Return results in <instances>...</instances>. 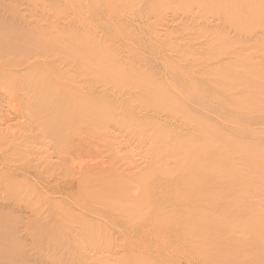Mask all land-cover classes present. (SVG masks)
Here are the masks:
<instances>
[{
  "label": "bare ground",
  "instance_id": "bare-ground-1",
  "mask_svg": "<svg viewBox=\"0 0 264 264\" xmlns=\"http://www.w3.org/2000/svg\"><path fill=\"white\" fill-rule=\"evenodd\" d=\"M123 1L134 5L133 0ZM171 1L182 2L187 13L192 14L187 17L195 25L192 33H189L192 42L185 49L188 53H184L181 46L171 50L159 47L155 51L167 60L163 65L166 76L160 79L150 74L147 62L139 57L140 49H143L141 40L126 38L123 32L118 35L106 27V32L102 31L100 35L92 33L99 34L98 31L89 33L93 15L103 9L102 12L107 11L104 13V26L111 28V23L117 22L120 27L127 29V22L120 20L123 10L110 0H53L43 5V8L51 12L53 19L45 22L46 25L37 23L31 27L35 29L34 34L1 31L0 77L4 78V83L1 80L0 97H7L15 114L24 120L8 122L10 124L0 122V144L7 145L0 152V166L5 164L0 168V192L7 191L4 197H0V225L13 227L17 223L16 217L14 221L10 216L17 213L13 211L16 204L11 202V195L20 186L24 190L35 187L41 196L46 197L44 206L39 204L37 207L36 203L25 207V211L30 213L27 214L29 217L26 223L59 226L57 231L54 230L57 233L51 241L56 245L74 244V249L66 250L76 255L79 254V226L114 225L119 229L132 226L135 231L134 234H123L127 244L121 264H174L171 259L162 261L158 258L156 261L143 258L141 255L146 253L143 252L146 249L141 250L139 245L166 239L172 243L177 237V244L184 246L185 250L192 243L199 242L201 248L205 246L202 250L200 248L202 253L199 256L205 260L201 261L209 264H264L255 260L256 256L260 258L264 254V189L246 198L245 192L252 193L254 183L248 185L233 182V178L239 175L260 178L252 176L247 165L244 168L238 167L234 160L241 158L245 164H252L256 157L264 156L262 150L257 155L247 150L249 146L240 140L244 138L240 133L246 132L247 128L237 125L241 117L248 115L253 99L262 106L264 99L252 95L241 99L240 95L245 93L240 87V80L227 70L219 71L226 73L229 80L220 78L215 82L217 78L210 80L208 77L200 83L204 87L200 88L199 84L193 93L187 92L176 87L174 80L193 83L190 70L183 73L169 62L181 59V66L189 62L190 69L204 64L206 72H213L206 70L208 66L217 65L221 68L225 60H230L229 53L219 54L215 46L220 43V39L226 42V34L248 37L259 32L258 39H263L264 4L261 3L264 0ZM162 3L159 1L156 6L154 4V7H150V10H155L157 18L166 15L167 8ZM141 7L142 4L140 10ZM169 8L174 9L171 5ZM195 11L204 15L205 11H210L215 15L217 30L209 31L211 23L207 21H203L201 26L196 24L198 18L194 15ZM77 19H83L82 29L81 25L77 26ZM157 23L164 27L162 20H157ZM162 29L172 34L170 26ZM189 29L191 27L187 31ZM206 36L213 38L208 39ZM108 39L114 44L108 42ZM115 42L123 48L119 49ZM219 49L226 52L223 47ZM22 51L30 54H22ZM199 56L200 62L197 58ZM25 84L29 88H25ZM43 84L47 87L40 86ZM193 97L211 100L213 108L195 109L191 101ZM186 110L189 113H185ZM5 112L0 108V120L4 122L7 115ZM222 113L229 123L220 124L218 119L212 118ZM9 115L7 119L12 116L8 118ZM41 120L46 124L45 129L52 133L50 141L38 142L33 146L20 143L13 148L25 136H34L35 125L39 122L40 129ZM100 126L103 130H122L125 140L107 132L106 135H97L98 139H91L80 132L82 129L95 130ZM254 138H248L249 142L259 143ZM77 140L80 145L93 147L107 143L117 158L123 156L119 154V143L125 141L127 145L122 148L126 151L124 157L134 153L138 158L134 163L125 161L119 167H115L116 161L111 162L113 167H105L104 162L110 163L107 161L86 168L81 163L70 165L69 160L55 147L76 143ZM135 142L140 143L137 149ZM114 144L116 146L112 147ZM238 152L242 155L234 158ZM77 172L82 175L77 177ZM261 172L264 177V169ZM150 177L155 183L145 182ZM13 178L23 184L9 189L5 185ZM210 178L215 181L208 182ZM30 179H34V183ZM131 180L136 181L135 193L128 187V181ZM157 183L159 191L153 195ZM127 190L132 193L130 196L126 194ZM209 192L212 195L206 196ZM6 210L10 214H6ZM24 214L20 213L25 217ZM217 225H227L228 228L213 230ZM238 225L245 228L244 232L236 231ZM85 228L82 234L89 232V228ZM9 229L7 227L6 230ZM8 235L6 237L9 239ZM133 236L139 240L141 236L144 243L132 240ZM16 239L12 240L11 237L12 241ZM228 239L243 240L252 254H248L244 246L228 242ZM208 245L216 247L207 248ZM146 251L159 252L157 246H150ZM20 253V257L16 255L19 259L10 256L13 257V263L14 258L20 261L19 264L24 261L21 257L25 256ZM208 258L216 261H209ZM11 260L7 258L4 263H12Z\"/></svg>",
  "mask_w": 264,
  "mask_h": 264
},
{
  "label": "rangeland",
  "instance_id": "rangeland-1",
  "mask_svg": "<svg viewBox=\"0 0 264 264\" xmlns=\"http://www.w3.org/2000/svg\"><path fill=\"white\" fill-rule=\"evenodd\" d=\"M52 1L53 0H0V17L2 18V19L0 18V35H1V31H4V30L7 33L8 31H10V32H15V33L26 32L28 35L34 34L35 29L31 27H35L37 23L44 25L45 22L48 23L49 20L53 19V17H51L53 16L51 12L49 13L47 8H43V5H46V3H50ZM159 1H163L164 3L162 4L167 8L165 10L166 15H164L162 18H157L154 15L155 10L153 9L150 10V7L156 6ZM216 1L217 0H215V2ZM110 2L117 3L119 7L123 10L124 15L123 14L120 15V20L127 22V29H123L122 27H120L117 22H112L111 28L104 26L106 21L103 20V18H104V13H106L107 11L102 12L104 10L103 9L93 15L94 20L92 22L91 29H89V33H91V31H98L99 34L96 32H92V33L100 35L102 31L106 32V28H107L109 29V31L114 30L115 33H117L118 35L123 32L126 38L130 37L131 39L141 40L143 44V49L142 48L140 49L141 52L139 53V57L141 58V60L147 62L148 67H150L149 68L150 74L155 75L157 79H160L166 76L163 65L167 61V60H164L160 55L155 53V51L158 50L159 47H167L166 48L167 50H171V49H174L176 46H181L183 48L182 51H185L184 53H188L186 52L185 49L188 46H190V42H192L191 35H189V33H192V27L195 24L191 18H188L192 14L187 13V11L183 7L182 2L176 3L171 0H145L144 2V0H133L134 5H128L126 4L128 2L123 1V0L121 2L119 0H110ZM141 4H142V7H141L142 11L139 9ZM198 4H201V3H198ZM262 4L264 3H261V5ZM170 5L174 9L169 8ZM262 6L264 8V5ZM139 11L141 12V14H139L140 13ZM195 12L196 14L194 15H196L197 18L199 19V20L197 19V21L195 22L196 24L198 23V25L201 26V24L202 25L204 24L203 21H207L209 24L211 23L210 24L211 27L209 28L210 30L208 29L209 31L213 32L217 30L216 29L217 27L215 25L217 24V21L216 22L214 21V18H216L215 15H213L210 11H205L204 13L206 15H204L203 13L199 14L197 13V11ZM42 13L43 15H41ZM200 16L204 18L201 19ZM36 17H38V19ZM60 17L64 18L65 16H60ZM40 18H41V21H40ZM157 20H162L164 27H162L161 25H158ZM82 22H83V19L82 21L77 19V26L81 25V29L83 27ZM251 23L253 24V22ZM167 26L171 27V31H172L171 35L167 34L165 31H163L164 29H162V28L166 29ZM188 27L189 28L191 27V29L188 30L189 32L187 31ZM89 33H87L88 36H90ZM258 34L259 32L257 33V35ZM257 35L253 33L247 37V36L236 35L235 33H233V34L225 35V37H227L226 42H224L223 39H220V43L215 46V49L218 51L219 54H222V55L229 53L228 56L230 60H225L222 63L221 68L217 67V65L208 66L206 70H213V72H206L204 70V64H202L199 67L190 69V66L188 65L189 62L185 63L186 65L183 64L181 66V62H180L181 59H178L179 61L178 60L177 61L168 60L169 62L173 63L174 67L176 65L175 67L176 70H181L183 73H187V71L190 70V75L193 77V83H189L188 81L186 82L180 79H176L174 80V85L178 88L186 90L187 92L193 93L197 89L201 81L202 80L204 81V79L206 80L208 77L210 78V80L212 79L214 80V78H217L215 79V82L216 80L219 81L220 78L229 80L230 78L226 73H221L219 71V70H227L231 74L239 78L240 80V83H241L240 87L242 91L245 93L244 95H240L241 99L250 98L251 95L252 97H259V98L264 99V37L263 39H258L259 37ZM206 38H208V36H206ZM212 38L213 37H210L208 39H212ZM241 39L243 40L242 42L239 41ZM114 40H116L115 37H114ZM110 41L112 40L108 39V42ZM247 41H250V42H247ZM115 45H117L119 49L123 48V46L120 45L119 43L115 42ZM219 47H223L226 50V52L225 53L222 52L219 49ZM118 51L122 52L120 50ZM33 53L34 52L32 51V54ZM22 54H30V53L26 51H22ZM186 58H188V56ZM197 58H198V62H200L199 58H201V56ZM252 61H253V64H251ZM221 74L223 75V77L221 76ZM1 80L3 81L4 78L0 77V84L2 83ZM7 84L2 87V91L5 90ZM25 85L27 86L25 88H29L28 84H25ZM40 86L44 88L47 87L46 84H43ZM199 87L202 88L204 87V85L200 84ZM187 88H189V91L187 90ZM191 101L195 104L194 108L198 110L213 108L212 107L213 102L211 100L197 99L193 97ZM12 107L13 105L11 101L8 100L7 97H3V96L0 97V108L4 109L7 115L12 113L10 115L15 117L14 119V117L11 116L12 117L11 118L9 115L8 118L10 117V119L12 120L11 121L10 119H7V115L5 114L6 123L0 120V122H3V124H10L8 122L13 123V122H19V121L24 120L22 117L17 116L15 114ZM17 107L19 108V105H17ZM185 113H189V111L186 110ZM219 115L220 116H218L217 118H216V115L212 116V118L218 119L220 124L229 123L225 117V114L222 113ZM48 119L49 118L44 119V120H48ZM43 121L42 120L40 121V123L42 122V126L40 125L41 126L40 129H39V122L35 125V130H33V132L36 131V133L34 136H25L23 140L16 142L13 145V148L17 147L20 143H23L24 145L33 146L35 143H38V142L50 141L49 137H51L52 133L45 129L46 124ZM237 125L244 126L247 128L246 132L240 133V135L243 136L245 139L240 138V140L242 141L243 144H247L249 146L247 149L248 151H251L252 153H254V155H257L259 150L264 151V106L258 104L253 99V104L248 110V115L241 117V119L237 122ZM18 129L19 128L15 130H18ZM250 129L251 131H248ZM239 130L243 131L242 129H239ZM80 132L83 136L91 137V139H98L97 135H100V136L106 135V132H107L109 135L111 134L117 135V136L119 135L120 138L125 140V133L119 129L109 128L108 130H103L102 127L100 126L95 130L82 129V131ZM245 136H247L249 139L255 137L254 139H258L259 143L256 144L255 141L249 142V139ZM112 142L115 143L114 141ZM115 144L117 145V143ZM115 144L111 146L115 147L116 146ZM119 144L121 146V149L119 148V151H120L119 154H123L121 158H117L115 156V154L111 151V149L107 147V143H100L98 146L93 147L92 145L90 146L80 145V143L77 140L76 143L63 145L59 148L55 147V150L60 152L61 155L65 156L69 160L70 165H76L77 163H81L82 165H86L84 168L92 167V165L103 163V161L110 162L109 164L104 162L105 167H113V164L111 163L113 161H116L115 167H119L120 165L124 164L125 161L129 163H134V160L138 158L135 156L134 153L133 155L124 157V154L126 153V151L123 150L122 148L125 147V145H127V142L124 141V142H120ZM139 144L140 143L138 142L134 143V146L136 147L135 149L139 147ZM6 148H7V145L0 144V150H1L0 152L5 150ZM23 149L25 148H22V150ZM55 150L53 149L51 150L54 153V155H56ZM240 155H242V153L238 152V154H234V158H238V157L240 158ZM231 157H233V153H231ZM234 163L237 164L238 167H242V168H244L245 165H247V168H249L251 170L250 172L253 173L252 176H260V178L255 177L252 179V178L247 177L249 175H239L233 178V182L235 183H245L248 185L250 183H254L253 185L255 186V188H253L254 190H252V193L245 192L244 196L246 198H251L252 196H255L254 195L255 191H260L264 189V177H262L263 175L261 172L264 169V156L256 157V161L252 164H245V162L241 158L235 159ZM4 166L5 164L1 165L0 168H3ZM81 175H82L81 172H77V177ZM207 181L213 183L215 180L210 178V179H207ZM261 181L263 185L260 184ZM30 182L34 183V179H30ZM128 182H129L128 187L131 188L135 193L136 181L131 180ZM145 182L147 184L155 183L154 179L151 177L147 178ZM22 184L23 182H21L20 180H17V178H13L12 181L6 184L5 186L8 187L9 189H13L14 187L16 186L19 187V185H22ZM158 188L159 186L157 183L154 186L153 195L155 194V192L157 193L159 191ZM28 189H31L32 191L27 192ZM38 191L39 190L35 187H29L26 190H24L23 186H20L17 192L11 195V202L13 204H16V206H14L15 208H13V211H15V213L17 212L16 214L18 215L14 214L13 216L12 215L10 216L14 221L17 220V223L13 225V227L12 225L10 226L0 225V229H1L0 230V259L3 258L2 259L3 261L0 260V264L4 263L5 260L7 262V258L11 260L13 257H10V256L18 257L16 255H19L20 252H21L20 254L23 253L22 255L25 256V257H21V258H24V261L21 262V264L22 263L32 264L33 262L35 264L36 263L37 264H121L122 256L124 255V247L127 244L125 237H123V234H130V233L134 234L135 231L132 226L121 228V229H119L120 227L119 228L114 227V225H95V227L84 226V225L79 226L78 227L79 229L77 231V236H79L77 240V251L79 254L76 255V253H71L66 250L68 248H69L68 250L74 249L75 248L74 244L65 243L63 245H60V244L56 245L55 242L51 241V239L54 238L53 235H56L57 233V232L54 233V230L56 229L57 231L59 229V226L57 227V225H55L56 226L55 227L53 225H49L50 226L49 227L47 225H44L45 226L44 227L41 225H28L26 223L28 221L27 217H29L28 215H30V213L25 211V207L31 204H36V203H37V207H39V204L41 205V207L44 206L43 201H45L46 197L41 196L38 193ZM6 193L7 191L4 193L0 192V197L1 198L4 197ZM126 194L130 196L132 193L127 190ZM205 195L211 196L212 193L209 192V193H206ZM63 198L68 200L66 197H63ZM6 211H5L6 214L7 213L10 214L8 210ZM23 212L25 213L24 214L25 217L20 215V213L23 214ZM22 217L24 218L22 219ZM20 219H22V221L25 220L23 221L24 223ZM6 226L8 227V229L10 227L11 228L9 230H6L7 229ZM85 227L89 228V232L87 234H82L86 230ZM225 228H228L227 225H217L216 227H214L213 230L225 229ZM244 230L245 228L242 225H238L236 229V231H240V232H244ZM15 232L19 233V235L22 238L18 236L17 234H16L17 236H15ZM182 232H186V230H182ZM1 233L3 237L1 236ZM11 233L13 234L10 235ZM7 234H9L8 237L10 236L9 238L10 241L6 237ZM11 237H12V240L16 238L17 239L15 241H12ZM139 238L140 240L137 238V236H133L131 239L134 241L142 242L141 241L142 237L139 236ZM177 239L178 237L176 238V241L172 243H169L167 239L164 241L158 242V243L142 242L144 244H140L141 246L139 245L141 250L143 249L147 250L150 248V246H157L159 252L155 253V252H150L151 250L150 251L145 250L143 252H146V253H143L141 256L145 259L153 258V260H156V261H158L157 260L158 258H161L162 261H167L171 259V261L172 260L174 261V264H209V263L201 261L204 259H201L199 256L202 253L201 252L202 248H204L205 246L201 248L199 242L196 244L192 243L187 246V249H186L187 251H186L184 246L177 244ZM252 239H253V236H251V240ZM227 241L238 243L239 245L244 246L243 249L248 254L250 255L252 254L250 247L246 246L243 243V240L239 241L238 239H228ZM10 242L14 243V245L11 244ZM206 247L211 248V247H216V246L208 245ZM17 248L20 249L19 252L16 251ZM173 250L175 251V253H173ZM4 255H7V256L5 257ZM188 255H192V256L189 257ZM195 257H197V259ZM71 258H73V260ZM208 260L216 261L212 258H208ZM255 260L264 262V254L260 258L256 256ZM11 261L12 263H7V264H14L18 262L16 258H14V263H13V260ZM19 263L20 261L18 262V264ZM163 264H167V263H163Z\"/></svg>",
  "mask_w": 264,
  "mask_h": 264
}]
</instances>
